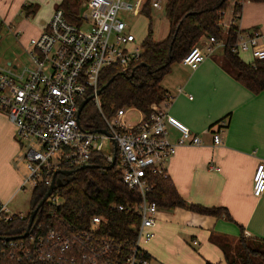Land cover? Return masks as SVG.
I'll return each mask as SVG.
<instances>
[{
	"label": "built area",
	"instance_id": "1",
	"mask_svg": "<svg viewBox=\"0 0 264 264\" xmlns=\"http://www.w3.org/2000/svg\"><path fill=\"white\" fill-rule=\"evenodd\" d=\"M238 2L242 7L249 1ZM151 5L160 7L158 0ZM81 7L77 22L67 20L60 6L54 8L44 29L29 40L30 65H0V112L14 126L15 140L23 151L27 174L21 187L41 185L47 190L53 176L62 181L64 174L54 175L55 170L90 164L94 153L102 154L110 164L115 155L112 166L116 165L132 197L111 201L108 209L132 219L129 227L114 226L116 229L101 212L84 223L72 222L58 209L62 199L56 187L44 200L42 214L36 212L26 236L1 239L0 254L21 264H148L142 243L154 236L155 218L161 209L151 198L155 189L152 177L168 175L166 163L178 146L200 145L201 140L168 113L172 95L167 91L160 101L149 105L147 115L139 111L131 124L123 119L126 107L118 108L111 118L103 117L108 134L79 127L78 104L88 91L96 92L102 69L117 65L129 70L140 58L142 42L118 15L120 11H139L138 1L132 5L123 0H85ZM224 11L217 22L224 36L200 37L182 56V64L194 69L218 48L236 55L247 52L251 60L264 59V33L239 28L241 11L232 12L231 19L224 22ZM230 27L233 40L228 42L225 35ZM92 99L99 106L98 95ZM166 125L178 132L174 141L169 139ZM226 125L227 119L222 117L208 127L215 145L221 144ZM105 140L112 144L109 152H103ZM263 191L261 161L253 175L252 194L260 196ZM13 214L24 215L9 212L6 203L0 202V220Z\"/></svg>",
	"mask_w": 264,
	"mask_h": 264
},
{
	"label": "crops",
	"instance_id": "2",
	"mask_svg": "<svg viewBox=\"0 0 264 264\" xmlns=\"http://www.w3.org/2000/svg\"><path fill=\"white\" fill-rule=\"evenodd\" d=\"M60 1L0 0V21L6 22L7 10L13 5L20 11L24 5H36L31 36L36 37ZM230 4L229 13L227 6L224 11V22L231 19L233 0ZM153 8L160 7L150 5L149 14ZM133 13L143 14L141 9ZM237 23L245 31L264 33V2H245ZM243 53L250 57L246 62L251 61L249 53ZM221 54L222 50L216 49L194 69L174 62L160 84L172 95L168 113L201 140L200 145L176 148L166 163L169 178L187 203L225 211L213 216L186 207L161 208L154 236L142 243L148 264H226L221 249L210 240L212 233L234 240L241 233L264 239V191L260 196L252 194L255 169L264 161V90L251 92L234 79L222 68ZM222 117L227 125L221 144L215 145L207 129ZM166 128L174 141L178 132L169 125ZM19 148L14 126L0 112V202L12 210L17 209L13 202L23 177L18 168Z\"/></svg>",
	"mask_w": 264,
	"mask_h": 264
},
{
	"label": "trees",
	"instance_id": "3",
	"mask_svg": "<svg viewBox=\"0 0 264 264\" xmlns=\"http://www.w3.org/2000/svg\"><path fill=\"white\" fill-rule=\"evenodd\" d=\"M83 1L85 0H61L58 6L62 8L67 20L77 22ZM228 2L229 0H166L164 4V15L168 23L166 36L161 40H155L149 22L146 35L141 42V55L136 64L126 71L117 65L105 66L102 69L98 88L102 85L104 87L98 94L99 106L93 99L85 103L78 117L79 127L86 131L103 128L105 127L103 117L111 118L120 107L135 108L147 115L150 111L149 105L163 97L165 90L160 83L172 63L179 62L200 37L224 36L217 22ZM150 5L151 0H145L141 7V12L146 16H149ZM23 7L26 16L33 14L37 9V6L32 4ZM241 8L238 0H235L233 12L241 11ZM225 37L228 42L233 40L232 27L228 29ZM219 61L224 70L251 92L264 90V59L246 62L224 48ZM89 94L91 91L87 92V95ZM89 163L92 167L84 169L74 167L72 173L64 174V178L62 177V181H65L62 186L55 189L62 199L59 211L72 222L80 224L92 214L101 212L108 215L113 229H116L114 226L129 227L132 217L108 209L111 201L124 202L132 197L130 190L121 182L116 165L109 167L110 164L106 162L104 156L98 153L92 154ZM152 181L155 182V189L151 198L160 208L186 207L191 211L213 216L225 211L222 207L187 203L178 194L168 175L166 177L155 175ZM45 192L46 187L41 185L32 188L28 212L21 217L13 214L6 221L0 220V236L19 237L27 226L29 211L37 205ZM45 206L46 202L39 207L37 216L42 214ZM210 240L221 249L226 264H264V239L246 237L241 233L234 240L222 234L212 233ZM0 264L21 263L0 254Z\"/></svg>",
	"mask_w": 264,
	"mask_h": 264
},
{
	"label": "rangeland",
	"instance_id": "4",
	"mask_svg": "<svg viewBox=\"0 0 264 264\" xmlns=\"http://www.w3.org/2000/svg\"><path fill=\"white\" fill-rule=\"evenodd\" d=\"M134 5L137 1L139 4H143L145 0H123ZM160 3V8H153L150 11V16L145 17L141 13H133L132 11L119 12L118 15L122 17L129 25L131 32L136 36V38L141 41L146 33V26L149 20L151 21V28L153 31V38L155 40H160L165 37L167 33V22L164 15V4L165 0H158ZM229 4L226 9V14L229 13ZM35 19L34 15H25L23 9L16 8L13 5L7 10L6 22L0 21V65L6 66L7 62L19 65H30V59L26 53L29 47V40L32 38V31L34 30ZM31 32V33H30ZM19 41V45L16 43ZM238 57L243 61L250 60V57L246 53H240ZM140 115L139 111L135 108H129L127 113L124 115L126 125L131 124ZM112 148V144L109 140L103 141V152H109ZM20 158L19 170L23 175L22 181L27 174V169L22 161L23 151L19 148L18 154ZM64 178V175H62ZM30 194L31 185L26 184L21 187L18 194L14 198L15 206L17 209L9 208L8 211L12 213H22L28 212L30 207Z\"/></svg>",
	"mask_w": 264,
	"mask_h": 264
},
{
	"label": "water",
	"instance_id": "5",
	"mask_svg": "<svg viewBox=\"0 0 264 264\" xmlns=\"http://www.w3.org/2000/svg\"><path fill=\"white\" fill-rule=\"evenodd\" d=\"M82 10H83V7L80 8V11H82ZM103 87H104V85H102L100 88H98L95 93H91V94L85 96L79 102L78 107H77V111H76V120H77V123H78V117H79L80 111L83 108V106L85 105V103L87 101H89L90 99H92L94 97V95H98L99 92H100V90ZM93 131H98V132H101V133L108 134V132L104 128L96 129V130H93ZM114 160H115V155H113L112 162L110 163L109 167H111L113 165ZM90 167H92L91 164H83V165L79 166L78 169H84V168H90ZM72 171H73L72 169L55 170L54 175L56 173L70 174V173H72ZM62 184H63V182L59 178H54V176H53L52 181H51L50 185L48 186L46 192L42 196V198L39 200V202L37 203V205L32 210L29 211L27 226H26L24 232L20 236H26L27 235L28 230H29V227H30V225L32 223V220L34 218V215L38 211L39 207L43 204L44 200L51 193V191L54 188H56V187L62 186ZM10 238H15V237L14 236H0V239H10Z\"/></svg>",
	"mask_w": 264,
	"mask_h": 264
},
{
	"label": "flooded vegetation",
	"instance_id": "6",
	"mask_svg": "<svg viewBox=\"0 0 264 264\" xmlns=\"http://www.w3.org/2000/svg\"><path fill=\"white\" fill-rule=\"evenodd\" d=\"M64 181H65V180H64ZM64 181H63V182H64Z\"/></svg>",
	"mask_w": 264,
	"mask_h": 264
}]
</instances>
